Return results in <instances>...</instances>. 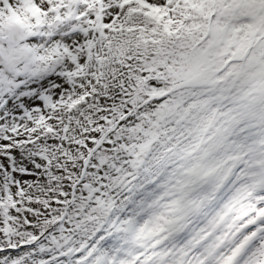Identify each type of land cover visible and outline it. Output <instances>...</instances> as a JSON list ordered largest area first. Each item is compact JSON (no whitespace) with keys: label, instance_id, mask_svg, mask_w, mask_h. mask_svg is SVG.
I'll return each mask as SVG.
<instances>
[{"label":"snow or ice","instance_id":"obj_1","mask_svg":"<svg viewBox=\"0 0 264 264\" xmlns=\"http://www.w3.org/2000/svg\"><path fill=\"white\" fill-rule=\"evenodd\" d=\"M0 264H264V0H0Z\"/></svg>","mask_w":264,"mask_h":264}]
</instances>
